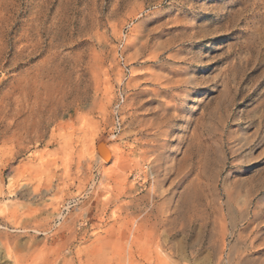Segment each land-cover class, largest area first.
Returning a JSON list of instances; mask_svg holds the SVG:
<instances>
[{
	"label": "rangeland",
	"instance_id": "1",
	"mask_svg": "<svg viewBox=\"0 0 264 264\" xmlns=\"http://www.w3.org/2000/svg\"><path fill=\"white\" fill-rule=\"evenodd\" d=\"M0 48V264H264V0H0Z\"/></svg>",
	"mask_w": 264,
	"mask_h": 264
},
{
	"label": "bare ground",
	"instance_id": "2",
	"mask_svg": "<svg viewBox=\"0 0 264 264\" xmlns=\"http://www.w3.org/2000/svg\"><path fill=\"white\" fill-rule=\"evenodd\" d=\"M159 4V3H158ZM217 10V9H216ZM214 11V10H213ZM216 12V11H215ZM173 19V18H172ZM191 21V20H190ZM38 23V22H37ZM192 23V22H191ZM34 24V23H33ZM41 26V25H40ZM31 27H32V25H31ZM36 27V26H35ZM30 28V27H29ZM38 29V28H37ZM28 30V29H27ZM26 30V31H27ZM31 30H34V29H31ZM31 30H29V31H31ZM39 32V31H38ZM37 32V33H38ZM33 33H35V32H33ZM30 35V34H29ZM36 35V34H35ZM39 35H41V34H39ZM21 38V37H20ZM22 39V38H21ZM35 42H33V44H34ZM160 44V43H159ZM35 45V44H34ZM141 46V45H140ZM143 46V45H142ZM5 49V48H4ZM2 48H0V54L2 53ZM165 50V49H164ZM4 51V50H3ZM163 53V52H162ZM3 54V53H2ZM157 55V54H156ZM159 56V55H158ZM1 57V56H0ZM161 57V56H160ZM157 58V57H156ZM1 60H2V57H1ZM0 60V61H1ZM187 97V96H186ZM201 100V99H200ZM193 110H195V109H193ZM20 115V114H19ZM161 119V118H160ZM167 119V118H166ZM165 119V120H166ZM155 121H156V119H154ZM158 120H159V118H158ZM151 121H153V120H151ZM154 121V122H155ZM164 121V120H163ZM157 123V122H156ZM162 123L164 124V122H161V123H157L156 124V126L154 127V128H151V129H154L155 130V132L152 134V136L151 137H149L146 133H141V138H140V136H139V140H138V145H137V147H136V150L139 152V154H138V157L140 158V160L139 161H141L143 164H144V167H145V169H143L142 170V168H140L139 170L140 171H142V174H143V177H144V180L146 181V183L147 182H149V181H151L152 182V187H151V190L152 191H148V195H147V197H146V199H149V197H152V198H161V199H165L166 197H169L168 199H165V201L164 202H166V204L167 203H170L171 204V202H172V200H173V198H174V196H175V191L173 192V190H174V188H175V186H176V183H177V179H174V180H172L171 181V183H170V185H168L169 187H164V184L168 181V180H170V175H172L175 171H176V164H178V163H174V162H169V163H167L166 162V164H164V166L163 165H161V161L163 160L162 158H163V156L161 157V155H159L158 153H159V151H160V149L162 148V145H160V140H162V138L163 137H165L166 135H167V131H165L164 129H163V125H162ZM23 124V123H22ZM148 124V123H147ZM146 124V125H147ZM153 123H151V125H152ZM155 125V124H154ZM166 126H167V124H166ZM151 127V126H150ZM149 128V127H148ZM147 128V129H148ZM164 128H166V127H164ZM146 129V128H145ZM167 129V128H166ZM140 132V131H139ZM149 133H151L150 131H148ZM153 132V131H152ZM138 133V132H137ZM136 136V135H135ZM86 139V138H85ZM138 139V138H137ZM137 142V141H136ZM165 142V141H164ZM164 145V144H163ZM88 147V146H87ZM164 147H166V146H164ZM163 147V148H164ZM162 150V149H161ZM164 152L162 151V153L161 154H163ZM164 155V154H163ZM185 157V156H184ZM165 159H167V161H168V157L167 158H165ZM173 160V159H172ZM176 160V159H175ZM139 161L137 162V163H139ZM164 161V160H163ZM170 161V160H169ZM183 161V160H182ZM181 161V162H182ZM103 162H105L103 159H100L99 160V163H103ZM165 162V161H164ZM176 162V161H175ZM185 162V161H184ZM186 163V162H185ZM184 164V163H183ZM82 166V165H81ZM139 166V165H138ZM141 167V166H140ZM149 169H152L153 170V172L152 173H149ZM188 170V169H187ZM122 171V170H121ZM140 171H139V173H140ZM183 172V171H182ZM189 172V171H188ZM184 173V172H183ZM141 174V173H140ZM181 175V173L179 172L178 173V175ZM188 174V173H187ZM177 175V176H178ZM183 175V174H182ZM177 176H175V177H177ZM181 177V176H180ZM184 178L183 179H185V175L183 176ZM187 177V176H186ZM178 178V177H177ZM182 179V178H181ZM148 180V181H147ZM195 181V180H194ZM150 182V183H151ZM170 182V181H169ZM179 182V181H178ZM181 182V181H180ZM192 182V181H191ZM190 183V182H189ZM149 184V183H148ZM194 184V183H193ZM180 185V184H179ZM192 185V184H191ZM195 185V184H194ZM192 186L193 188L195 187V186ZM189 186V185H188ZM187 186V187H188ZM149 187V186H148ZM185 187V186H184ZM189 187H191V186H189ZM188 187V188H189ZM186 188V187H185ZM177 189V188H176ZM190 189V188H189ZM148 190V189H147ZM186 190H187V188H186ZM194 190V189H193ZM182 191V190H181ZM183 191H185V190H183ZM182 191V192H183ZM190 191H191V189H190ZM187 192V191H186ZM185 192V193H186ZM189 192V191H188ZM184 193V194H185ZM192 192H190V194H191ZM147 194V193H146ZM180 194V193H179ZM188 194V193H187ZM134 195V194H133ZM133 195H131V190L130 191H128V192H126V193H124V194H121V195H119V196H116L115 198H114V200H106V202H107V204H109V203H111L112 205L113 204H118V203H122V200L124 199V198H128V199H130V201L129 202H127L124 206H125V208H124V210L126 211V213H127V216H128V218L130 217L131 219H138V221L139 222H141V223H143V225H145L144 227H146L149 231H151L150 233H152V238L154 239V241H157L158 242V244H160V242H161V238H162V234L163 233H170V225H172V224H174V223H172V224H170L169 225V222H170V219H171V217L173 216V212H175V210L173 211V209H172V207L170 206V207H165L166 205L164 204V202H163V200L161 201V204L163 203L164 204V209L163 210H159L158 208L160 207H158V208H155V207H152V208H150V209H146V210H142V209H140V207H139V203L137 204V198L135 197V196H133ZM183 195V194H182ZM181 195V196H182ZM145 196V195H144ZM171 196V197H170ZM185 196V195H184ZM141 197H143V195L141 196ZM140 197V198H141ZM187 197V196H186ZM145 198V197H144ZM179 198H182V197H179ZM190 198V197H189ZM187 199H188V197H187ZM125 200V199H124ZM179 200H181V199H179ZM189 200V199H188ZM188 200H187V202H188ZM191 200V199H190ZM128 201V200H127ZM153 201H154V199H153ZM175 201H176V199H175ZM185 200H183L182 201V203L184 202ZM140 202V201H139ZM174 202V201H173ZM179 202V201H178ZM186 202V203H187ZM180 203V202H179ZM185 203V202H184ZM185 203V204H186ZM189 203V202H188ZM188 203H187V205H188ZM119 204V205H120ZM170 204H168V206L170 205ZM175 204V203H174ZM157 205V204H156ZM160 205V204H159ZM176 205H178V204H176ZM104 206V205H103ZM179 206V205H178ZM182 206V205H181ZM180 206V207H181ZM145 207V206H144ZM177 207V206H176ZM184 207V206H183ZM186 207V206H185ZM143 208V207H142ZM182 208V207H181ZM120 209V208H119ZM122 209V208H121ZM145 209V208H144ZM176 209V208H175ZM177 209H179V207L177 208ZM183 210V209H182ZM181 211V210H180ZM182 212V211H181ZM182 213H184L185 214V212L183 211ZM180 214V213H179ZM176 215V214H175ZM183 216V215H182ZM181 217V216H180ZM127 218V217H126ZM129 218V219H130ZM173 218V217H172ZM178 218V217H177ZM182 218V217H181ZM176 219V218H175ZM173 220V219H172ZM188 220V219H187ZM184 221V220H183ZM133 222V221H132ZM182 223V222H181ZM177 224V223H176ZM137 225V224H136ZM175 225V224H174ZM174 225H173V227H174ZM185 226H187V224L185 225ZM172 227V228H173ZM175 227H177V226H175ZM141 228H142V226H141ZM184 228H186V227H184ZM183 228V229H184ZM144 229V228H143ZM142 229V230H143ZM146 229V230H147ZM182 228H181V230H183ZM145 230V229H144ZM143 230V231H144ZM173 230V229H172ZM185 230V229H184ZM173 232V231H172ZM147 234V233H146ZM172 234V233H171ZM170 235V234H169ZM145 236H147V235H145ZM164 236H166V234H164ZM164 238H162V241H163V244H164V241H166V239L165 240H163ZM223 239H224V237H223ZM222 242V241H221ZM162 243V242H161ZM173 243V242H172ZM222 245H224V244H222ZM222 245L220 246V247H222ZM226 246V245H225ZM253 246V245H252ZM218 253H219V250L217 251ZM223 252V251H222ZM217 253V254H218ZM221 253V252H220ZM220 253H219V255H220ZM216 254V255H217ZM218 257V256H217ZM216 257V258H217ZM219 258H220V256H219ZM219 258H217V259H219ZM222 260V259H221ZM217 261H219V260H217ZM223 261V260H222ZM221 261V262H222ZM220 262V263H221ZM218 263V262H217ZM219 263V264H220Z\"/></svg>",
	"mask_w": 264,
	"mask_h": 264
}]
</instances>
